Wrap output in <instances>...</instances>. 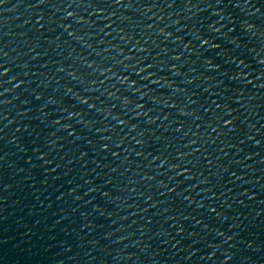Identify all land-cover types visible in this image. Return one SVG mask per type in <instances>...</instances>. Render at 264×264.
<instances>
[{
  "label": "water",
  "instance_id": "1",
  "mask_svg": "<svg viewBox=\"0 0 264 264\" xmlns=\"http://www.w3.org/2000/svg\"><path fill=\"white\" fill-rule=\"evenodd\" d=\"M83 32L84 0L0 4V264H100Z\"/></svg>",
  "mask_w": 264,
  "mask_h": 264
},
{
  "label": "snow or ice",
  "instance_id": "2",
  "mask_svg": "<svg viewBox=\"0 0 264 264\" xmlns=\"http://www.w3.org/2000/svg\"><path fill=\"white\" fill-rule=\"evenodd\" d=\"M4 2H5V0H0V4H3ZM116 2L118 3L119 0H116ZM248 27H251V25H248ZM200 40H201V44H202V45H203V44H208V43H209V41L203 39V37H200ZM217 47H218V45H217ZM208 62L211 63V61H208ZM241 63H242V61H241ZM227 106H228V105H227ZM218 107H219V105H218ZM220 119H222L223 122H224L225 124H228V125H231V124L233 123L231 119L224 120L223 117H220ZM120 122H121V123H124V121H120ZM105 147H107V145H105ZM185 171H188V169H186Z\"/></svg>",
  "mask_w": 264,
  "mask_h": 264
}]
</instances>
